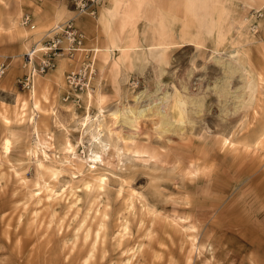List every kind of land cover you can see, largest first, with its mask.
<instances>
[{
    "label": "rangeland",
    "instance_id": "374dc122",
    "mask_svg": "<svg viewBox=\"0 0 264 264\" xmlns=\"http://www.w3.org/2000/svg\"><path fill=\"white\" fill-rule=\"evenodd\" d=\"M114 2L0 0V264H264V0L161 2L174 43L142 67L87 44L81 16L121 37ZM72 16L85 49L40 72Z\"/></svg>",
    "mask_w": 264,
    "mask_h": 264
},
{
    "label": "crops",
    "instance_id": "0c3cea01",
    "mask_svg": "<svg viewBox=\"0 0 264 264\" xmlns=\"http://www.w3.org/2000/svg\"><path fill=\"white\" fill-rule=\"evenodd\" d=\"M131 1L136 2L135 0H115V2L112 5L108 6V8L105 11V12L108 11L109 14H115L117 12L116 8L119 6V3L126 2L125 6H127L126 7L127 10L125 11V13L128 14V12L131 11L132 16L125 15V13H124L123 20H124L125 24L124 23L121 24L122 26L119 29V32H120L119 34L121 35V37H119L118 35H113L112 32H115V30L112 27L107 28V26H104L105 24H103V22H99V17L97 18L98 20L97 19L95 20L89 16H81L78 19V23L88 38V41H87L88 45L96 46L99 49L105 48L107 46L113 52H116V51L121 52L122 49L125 48L124 61H127L128 64L132 67H142L143 63H145V62L141 61V62L133 63L131 61L132 58H131L130 52H131V50L136 52L137 49H138L137 52H145V50H146L145 45H144V43L139 44L137 42H134L133 40H129L127 37V30H126L127 28H125V26L128 25V23L134 22V19H136L135 17H137L136 13H137L138 9L132 8L131 4H129V2H131ZM151 2L152 3L154 2V4H152L150 9H147L145 11V14L148 17H151L152 19L155 18L154 27L157 28V26H160V27L163 26V27L167 28V30L170 33L171 29L169 28L168 23L175 24L174 16L172 14V21H169V22L167 21V23H166L165 22L166 16H165V12H164L165 10L162 8V5H161V2H168V0H138V5L141 3L140 7L142 9L147 3L149 4ZM153 11H157L156 16H152V14H150V13H153ZM104 35H106V36H104ZM170 38L173 41L172 35L170 36ZM129 41H131V42H129ZM132 42L138 45L137 48H134L133 45L125 46L126 44H131ZM164 50L162 51L159 59H161V57L163 56ZM119 52H117L116 55H118ZM157 61H155V62H157ZM115 63H116V61H113L112 64H115Z\"/></svg>",
    "mask_w": 264,
    "mask_h": 264
},
{
    "label": "built area",
    "instance_id": "2783aa9c",
    "mask_svg": "<svg viewBox=\"0 0 264 264\" xmlns=\"http://www.w3.org/2000/svg\"><path fill=\"white\" fill-rule=\"evenodd\" d=\"M66 3L71 4L75 9L76 14L95 13V7L99 5L102 0H64ZM31 19L28 15L24 16L23 24L31 26ZM84 35L75 23L74 17L68 18L61 22L54 28H51L46 35L44 45L41 47L42 51L47 55L40 63V72L50 69L54 65L53 56L58 55L60 52H76L84 50ZM4 66H0V76L4 73Z\"/></svg>",
    "mask_w": 264,
    "mask_h": 264
},
{
    "label": "bare ground",
    "instance_id": "6f19581e",
    "mask_svg": "<svg viewBox=\"0 0 264 264\" xmlns=\"http://www.w3.org/2000/svg\"><path fill=\"white\" fill-rule=\"evenodd\" d=\"M150 14H152V16H156L157 11H153V13H150ZM170 36H171V34L167 30V28L161 26V27H158V29H156L154 27L152 29V35H151L149 41H145L146 43H144L145 48H146L144 53L149 58H151L153 61H157L160 58L162 51L174 43V41H172ZM131 45H133L134 48H137V46H138L137 44H135L133 42L131 44H126L125 46H131ZM39 49H41V47ZM137 50H136V52L131 50V52H130L131 58L134 57L135 55L141 54V52H137ZM35 51H37V49H34L33 52H35ZM124 52H125V48H123L122 51L119 52V55H118L119 61L121 59L125 58ZM231 62H232V60H231ZM232 63H234V62H232ZM114 115H116V119L118 122H120L122 125H126V126L134 124L133 122L136 119V115L133 113V111L128 110V112H127V110L124 108H122V110L116 111L114 113ZM5 147H7V144Z\"/></svg>",
    "mask_w": 264,
    "mask_h": 264
}]
</instances>
